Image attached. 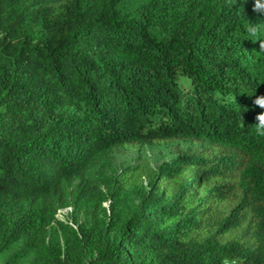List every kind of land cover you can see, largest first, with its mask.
<instances>
[{"label": "trees", "instance_id": "16d2710c", "mask_svg": "<svg viewBox=\"0 0 264 264\" xmlns=\"http://www.w3.org/2000/svg\"><path fill=\"white\" fill-rule=\"evenodd\" d=\"M52 1L0 0V264H264V0ZM180 139L108 192L83 180Z\"/></svg>", "mask_w": 264, "mask_h": 264}, {"label": "rangeland", "instance_id": "374dc122", "mask_svg": "<svg viewBox=\"0 0 264 264\" xmlns=\"http://www.w3.org/2000/svg\"><path fill=\"white\" fill-rule=\"evenodd\" d=\"M67 0H53L50 4L60 6ZM197 147L196 143L180 139L164 144L146 142L135 147L114 146L109 151L97 156L91 161L83 180L101 187L108 192L111 179L129 164L148 163L153 170H158L162 163L174 158L180 151H191ZM148 189L142 184L132 188L127 193L128 210L135 209L146 196ZM107 211L100 214V218L107 222L111 210L110 201L105 202ZM56 218L73 226L85 221L84 215L73 214V207H61Z\"/></svg>", "mask_w": 264, "mask_h": 264}, {"label": "clouds", "instance_id": "9594fccd", "mask_svg": "<svg viewBox=\"0 0 264 264\" xmlns=\"http://www.w3.org/2000/svg\"><path fill=\"white\" fill-rule=\"evenodd\" d=\"M261 49L264 50V42L261 43ZM255 103L260 107L264 108V96L257 97ZM258 126L264 127V112L258 114L257 116ZM223 264H237V261L230 257H225L223 260Z\"/></svg>", "mask_w": 264, "mask_h": 264}]
</instances>
